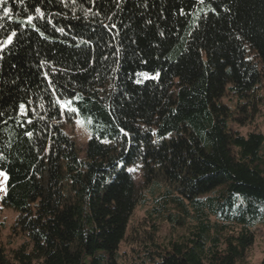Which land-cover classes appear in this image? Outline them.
<instances>
[{"label":"trees","instance_id":"1","mask_svg":"<svg viewBox=\"0 0 264 264\" xmlns=\"http://www.w3.org/2000/svg\"><path fill=\"white\" fill-rule=\"evenodd\" d=\"M261 80L264 0L0 3L2 202L27 237L0 245V264H236L264 228V133L232 123ZM61 102L87 129L83 157ZM136 164L169 186L128 258L119 244L146 205ZM156 220L181 231L158 241Z\"/></svg>","mask_w":264,"mask_h":264},{"label":"rangeland","instance_id":"2","mask_svg":"<svg viewBox=\"0 0 264 264\" xmlns=\"http://www.w3.org/2000/svg\"><path fill=\"white\" fill-rule=\"evenodd\" d=\"M228 101V99H224ZM255 106L252 115L248 116L243 125L232 123V128L241 134L250 131L264 133V80H261L259 88L255 92ZM231 103V102H230ZM60 124L63 130L71 136L81 157L84 156V149L88 138V132L81 121L73 114L71 109L61 102ZM127 169L132 173L134 184L137 190L138 199L145 200L146 205L135 206L128 221L124 239L120 242L118 252L124 257L131 258L134 250L138 249L139 239L147 236L149 219L145 209L152 203L153 197L168 187L163 170L155 169L149 180H145L144 171L139 164L129 165ZM155 182V183H154ZM173 188V186L171 187ZM6 192V176L0 171V245L7 254L19 247L25 240L26 235L17 224L18 212L3 204L2 198ZM159 229L154 238L158 241L167 240L181 230L171 229L169 224L163 220H156ZM264 257V228L260 225L254 230L252 244L247 248L243 257L236 264H261Z\"/></svg>","mask_w":264,"mask_h":264},{"label":"snow or ice","instance_id":"3","mask_svg":"<svg viewBox=\"0 0 264 264\" xmlns=\"http://www.w3.org/2000/svg\"><path fill=\"white\" fill-rule=\"evenodd\" d=\"M4 2H6V0H0V3H4ZM36 11H37L38 13L40 12L39 9H36ZM8 12H9V10H8L7 8H5V9H4V13H5L6 16L8 15ZM32 19H33V17L29 16V17H28V22L31 23ZM60 31H63V30L61 29ZM14 35H16V33H13V36H14ZM11 39H12V37H9V42H11ZM69 103H70V102H69ZM21 107H23V105H21ZM73 111H75V109H73ZM29 135H31V133H29Z\"/></svg>","mask_w":264,"mask_h":264}]
</instances>
